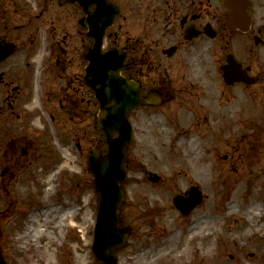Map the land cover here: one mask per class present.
Masks as SVG:
<instances>
[{
	"label": "rangeland",
	"instance_id": "rangeland-1",
	"mask_svg": "<svg viewBox=\"0 0 264 264\" xmlns=\"http://www.w3.org/2000/svg\"><path fill=\"white\" fill-rule=\"evenodd\" d=\"M3 1L8 5L2 13L0 40L4 38L13 51L0 64V136L1 148L6 150L0 160V261L101 264L92 251L100 197L89 170L88 152L104 148L105 138L96 129L99 108H95L94 95L83 82L88 63L85 54L91 44L86 27L79 24L84 14L76 5L63 10L58 0H22L34 13L33 23L31 17L13 12L10 0ZM63 22L64 30H58ZM54 25L57 30L50 33ZM4 31L10 32L4 35ZM43 44L41 77L48 87L45 96L41 87L44 110L43 99L28 107L38 93L37 64H41ZM63 48L68 50L67 58ZM57 59L61 68L55 70ZM255 60H264V52ZM211 66L203 64L201 73L193 70L195 75L188 80L175 81L177 92L180 87L191 91L189 95L179 93L160 107H144L130 115L135 138L125 161L129 175L123 184L127 203L121 218L132 234L128 244L116 251L120 264H264V97L250 99L239 88L229 92L217 67ZM161 71L165 73L160 69L159 75ZM69 89L83 98L79 119L69 112L72 119L67 122L64 116L52 120L51 112L61 111V100L73 95ZM194 91L198 97L192 99ZM188 97L186 104L178 101ZM237 101L243 103L244 125L231 124L235 127L230 128L221 120L230 118L225 117L226 109ZM212 111L218 118L211 120L210 116L208 127L204 115ZM64 129L69 136L62 134ZM186 131L194 133V142L179 144ZM180 156L183 160L176 161ZM189 160L206 175V189L194 176ZM193 184L204 199L189 216H183L173 198ZM47 188L52 190L46 194ZM253 205L258 208L248 211ZM47 206L55 209L46 219L40 215L39 221L50 227L49 240L19 244L17 238L25 232L31 213L40 214ZM60 208L70 209L62 227L58 226ZM198 216L206 220L202 235L187 242V227ZM72 223L78 226L74 229ZM204 246L210 247L207 254L202 252ZM47 247L49 258L44 253ZM184 248L187 255L181 262L177 256Z\"/></svg>",
	"mask_w": 264,
	"mask_h": 264
},
{
	"label": "flooded vegetation",
	"instance_id": "flooded-vegetation-1",
	"mask_svg": "<svg viewBox=\"0 0 264 264\" xmlns=\"http://www.w3.org/2000/svg\"><path fill=\"white\" fill-rule=\"evenodd\" d=\"M10 1L13 12L26 15L27 19L31 17L33 22L34 13L23 5L26 3L22 0ZM58 1L61 7L69 3V0ZM250 1L248 13L252 24L249 31L243 32L228 26L231 10L226 4L227 0H109L119 8L121 15L106 33L104 50L116 46L125 53L124 74L131 80L140 81L142 95L160 90L165 96L164 103L177 98L179 93L180 96L183 93L189 95L191 91H183L180 87L177 92L175 81L182 78L188 80L191 74L195 75L193 70L198 69L201 73L203 64L217 67L218 75L229 92L239 88L250 99L258 100L264 97V60H255L264 52V0ZM5 4L8 5L0 0V26L2 13H6ZM9 32L4 31V35ZM2 41L9 46L4 38ZM12 44L15 45V42ZM232 62L237 64L234 69L229 67ZM56 65L61 68V64ZM160 69L165 73L161 71L159 75ZM229 73L232 75L229 81L236 79L232 86L225 82ZM64 79L68 80L66 77ZM69 93L73 95L61 100L64 113L62 108L59 112L65 121H68L69 112L74 114V118L78 116L82 109L80 103L84 102L79 94L73 91ZM191 96L194 99L198 94L194 91ZM236 106L237 109H234ZM226 110L225 117L230 118L223 119L222 116V122H226L230 128L235 127L231 124L244 125L242 102L238 104L237 101ZM59 113L51 112L52 119L55 120ZM208 120L207 116V126L211 123ZM64 135H70L68 129ZM72 139L77 140L76 135H72ZM78 148L81 150L80 142Z\"/></svg>",
	"mask_w": 264,
	"mask_h": 264
},
{
	"label": "water",
	"instance_id": "water-1",
	"mask_svg": "<svg viewBox=\"0 0 264 264\" xmlns=\"http://www.w3.org/2000/svg\"><path fill=\"white\" fill-rule=\"evenodd\" d=\"M78 1L87 13L88 35L95 38V45L87 55L90 63L86 69L85 82L95 90L100 102L98 129L106 133L108 143L105 154L100 150L91 151L89 154L90 169L95 175L96 188L101 196L93 252L99 262L118 264L114 251L123 247L130 235V228H122L120 220V208L126 202L122 183L126 181L127 173L123 170V162L125 151L132 142V126L128 113L141 104L160 103V99H155L154 96L157 95H151L152 93L142 97L139 82L128 81L121 75L124 54L120 55L117 49L101 54L106 26L112 25L116 12L105 6V0ZM96 2L98 7L93 11L92 6ZM228 5L234 11L229 21L230 26L247 29L250 24L247 14L248 0H229ZM96 23L99 27L98 33ZM5 54V49L0 46V62ZM112 101L115 102L113 105ZM115 133L119 136L115 137ZM201 199L200 191L193 187L189 198L179 196L175 198V204L183 214L188 215L201 203Z\"/></svg>",
	"mask_w": 264,
	"mask_h": 264
},
{
	"label": "bare ground",
	"instance_id": "bare-ground-1",
	"mask_svg": "<svg viewBox=\"0 0 264 264\" xmlns=\"http://www.w3.org/2000/svg\"><path fill=\"white\" fill-rule=\"evenodd\" d=\"M45 49L46 48H45V46L43 44V46H42V48L40 49V52H39V62L41 64H37L38 74H37L36 80L37 79H40L41 78V75H42V72H41L42 71V68H43L42 60H43V57H44ZM41 82H42L41 79H40V81L37 80V82H36L37 83V92H38L37 93V97L34 98L33 104L32 103L29 104V106H28L29 108H31L32 106H35L36 103H39V102L41 103L42 102L43 96L41 94V87H42V83ZM213 117L216 118L215 116H213ZM213 117H212V119H213ZM192 135H193L192 132H190V133H189V131L184 132V134L181 136V138H180V140H179L178 143L179 144H182V143H184L186 141L189 143V141L191 140L190 141V144H192L194 142V139L191 138ZM2 158H3V154H2V150H1V146H0V160ZM180 159H181V161L183 160V158H181V156H180L179 158L176 159V161L180 162ZM188 163H189L190 166L193 165V167L195 169V170L193 169L194 176L201 182V184L206 189L207 183H208L204 179V178H206V175H202L201 174L202 173V170L201 169H197L198 167L195 168V165L193 164L192 161L189 160ZM0 168H1V162H0ZM61 168H63V166ZM52 181H54V180L49 178L48 183L49 184H52ZM180 184H184V178H181ZM51 190L52 189L47 188L46 189V194L47 193H50ZM159 194L162 195V193H159ZM255 208H258V207L255 206V205H253L250 208V210H248V211H251V210L255 211ZM54 209H55V207H53V206H47L45 209H43L40 212V214L37 211H33L31 213V215L29 216V219L27 221V224H26V227H25V232L21 236H19L17 238V242L19 244H21V245H25V244H28L30 241L31 242H39L41 239H45V238H48V240H49V237H51V235L49 234L48 229L50 227L48 225L44 224V223H41L39 221V216L40 215H43V217L46 219L47 218L46 216L48 214H50L52 211H54ZM71 210H73V209L71 208ZM69 212H70V209H66V210H61V208L58 209L57 213H60V215H61L58 226L62 227L64 225V222L66 221L67 216H69V214H68ZM205 224H206V220H205L204 216H198V217H196L195 220L192 223H190L188 225V227H187V232H188L187 233V242L192 241L194 238L201 237L202 232H203L204 227H205ZM72 226L75 229L78 225L76 223H72ZM51 233H53V232H51ZM51 241H48V243L45 244V245L46 246H49L50 243H51ZM37 248H39V246H37ZM202 248H203L202 249V252H204L205 254H207L208 250L210 249L209 246H204ZM48 249L49 248L47 247L45 249V251H44V253L46 254L47 258L50 257L49 256V250ZM185 250H186V248H184L182 250V252L180 251L179 255L177 256V259L179 261H181V262L184 261V259L186 258V255L187 254H185V252H184ZM205 254H201V255H204L205 256Z\"/></svg>",
	"mask_w": 264,
	"mask_h": 264
}]
</instances>
